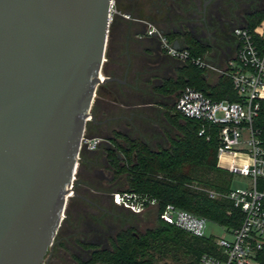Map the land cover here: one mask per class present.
<instances>
[{"label": "water", "instance_id": "obj_1", "mask_svg": "<svg viewBox=\"0 0 264 264\" xmlns=\"http://www.w3.org/2000/svg\"><path fill=\"white\" fill-rule=\"evenodd\" d=\"M113 3L0 0V264H44L54 244L98 91L120 81Z\"/></svg>", "mask_w": 264, "mask_h": 264}, {"label": "trees", "instance_id": "obj_2", "mask_svg": "<svg viewBox=\"0 0 264 264\" xmlns=\"http://www.w3.org/2000/svg\"><path fill=\"white\" fill-rule=\"evenodd\" d=\"M263 21L264 9L248 18V27L255 29ZM184 38L185 47L194 56L204 58L207 49L191 36ZM168 39L173 42L174 35H169ZM110 45L111 42L108 56L111 54ZM185 87H192L216 101H239L228 78L219 76L217 82L212 84L208 80L207 70L191 64H185L180 74L165 82L163 88L178 92L179 96ZM168 120L177 134L168 147L156 150L139 140L132 141L115 133L116 138L126 143L125 148L116 144L125 158V165L118 173L123 174L127 182V188L122 193L155 200L156 204L148 205L146 211H155L157 224L144 233L133 229L122 232L112 251L94 254V263L161 264L162 261L171 260L174 264H198L204 254L216 255L214 238L192 236L161 220L160 216L168 205L223 228L236 229L241 225L243 215L240 209L226 197L232 189L234 175L218 168L219 128L178 113L171 114ZM255 127L260 130L264 141V101L260 104ZM202 131L204 133L200 135ZM110 158L117 167V156L111 154ZM212 193L215 197L211 196ZM258 260L259 264H264V251Z\"/></svg>", "mask_w": 264, "mask_h": 264}, {"label": "built area", "instance_id": "obj_3", "mask_svg": "<svg viewBox=\"0 0 264 264\" xmlns=\"http://www.w3.org/2000/svg\"><path fill=\"white\" fill-rule=\"evenodd\" d=\"M114 14V3L111 19ZM264 24L255 29L248 26L234 29L235 53L224 67L203 57L194 56L184 45L178 47L160 31L153 33L166 55L179 63L225 76L231 81L239 101H216L202 92L185 87L175 110L185 118L199 120L219 128L218 168L232 175L247 178L248 188L231 189L227 194L243 220L236 229L224 228L226 235L214 238L217 254H204L198 264H259L264 251V141L255 127L260 104L264 101ZM152 34V32H149ZM91 119L89 118V122ZM204 131L200 133L202 135ZM101 140L83 137L82 149L93 151ZM215 197V194H211ZM115 202L135 214H142L155 200L135 194H115ZM161 220L198 238L205 235L207 219L168 205Z\"/></svg>", "mask_w": 264, "mask_h": 264}, {"label": "flooded vegetation", "instance_id": "obj_4", "mask_svg": "<svg viewBox=\"0 0 264 264\" xmlns=\"http://www.w3.org/2000/svg\"><path fill=\"white\" fill-rule=\"evenodd\" d=\"M233 1L235 0H119V6L124 11L121 18L125 20V25L117 38L118 41L115 37L112 38L110 48L116 47L118 51L120 50L121 56L115 54V57L122 60L117 63H110L107 60L109 67L116 70L114 77L120 80L109 83L116 89L118 97L128 96L125 93L135 86L137 74H142L151 68L149 65L145 68L141 64L143 43L140 40V33L146 31L145 35L163 52L160 41L153 33L154 30L159 31L158 28L161 26L163 31L160 32L167 38L177 31L182 33L185 39V36H191V28H215L225 21V11ZM260 9H264V0H259L252 15L261 11ZM227 21L228 25H232V22ZM236 28L238 27L232 28L230 37ZM135 61L139 62L138 69H135ZM109 76L112 77L110 73ZM112 94L114 92L109 91V95ZM117 100L118 98L115 102ZM92 115L94 120L90 121L91 124L99 129V132L110 129V134L99 138L101 142L95 150L83 149L63 220L56 235V244L64 249H58L57 253L56 249H50L44 264H53V262L54 264H99L94 263V254L112 251L122 232L131 229L137 232V228L126 226L125 218L112 209L113 203L117 205L114 192L122 194L124 176L118 173L125 165V158L120 148L126 147L124 140L116 138L115 133H120L132 141L138 139L127 136L116 129L117 127H112V123H117L121 119L115 117L102 119L95 116L93 110ZM116 144H119L120 148H117ZM111 154L117 156V167L116 162L110 158ZM89 237L95 238L88 240ZM70 241L73 244L71 246Z\"/></svg>", "mask_w": 264, "mask_h": 264}, {"label": "crops", "instance_id": "obj_5", "mask_svg": "<svg viewBox=\"0 0 264 264\" xmlns=\"http://www.w3.org/2000/svg\"><path fill=\"white\" fill-rule=\"evenodd\" d=\"M242 2L243 4L241 6H239V2L237 0L231 2L232 5L225 11V21L220 23L219 26L215 28H191V32L189 31L191 37L207 49L204 54V58L215 66L224 67L235 53L234 34L230 37L232 28L248 26V18L253 14L255 6H252L253 0H243ZM227 20L232 22V25H228L229 23ZM262 24H264V21ZM121 31H123V28L120 29V27H117V30L114 32L116 40L121 34ZM145 32L146 31L140 33V40L143 43L141 64H143L145 68L147 65L151 66V68L147 71L145 70L142 74H137L135 77V86L128 89L125 93L130 96V99H128L125 104H119L122 108H126V112L129 110L132 113H128V116L121 114L117 118L127 120L130 123L131 121H140L144 123L149 119L148 115L146 116V114L141 113L138 109L143 110L154 107L152 116L153 118L158 119L160 115L159 113H161V116H163L165 120L166 117L169 118L170 115L173 114L172 111L175 109L174 107L179 97L178 92L171 91V89L164 90L163 87L165 82L175 79L184 67L183 64L169 58L161 51V49H158L156 43L153 42L152 39L148 38L145 35ZM173 35V43H175V45L186 46L182 33L176 31ZM138 68L139 62L135 61V69ZM208 75L210 77H219V75L211 71H208ZM106 85L111 86L109 83ZM146 98H151L153 103L151 105H144L143 103L137 105L132 102H142L143 100H146ZM114 105L117 104L114 103ZM168 124L174 129L170 123ZM158 139L159 143L157 144L161 147H166L164 145V140H167L170 143V140L173 138L171 137L167 139L166 135L159 136ZM143 142L148 145L147 142Z\"/></svg>", "mask_w": 264, "mask_h": 264}, {"label": "rangeland", "instance_id": "obj_6", "mask_svg": "<svg viewBox=\"0 0 264 264\" xmlns=\"http://www.w3.org/2000/svg\"><path fill=\"white\" fill-rule=\"evenodd\" d=\"M230 1V0H228ZM239 2V6H241L243 4V0H237ZM259 0H253V7H257ZM114 14H113V20L110 26V35H109V42H108V47H107V51H106V58L108 61H110V63H117L119 61H121L120 59L115 57V54H120L121 56V52L120 50L118 51V49L115 47V49L110 48V52L112 54V56H108V48H109V43L111 42L112 38L114 36V32L117 30V27L123 28L124 24V19L121 18V14H124V11L121 10V7L119 6V0H114ZM141 17H144V15H141ZM264 26V25H263ZM159 31H163L162 27L160 26L158 28ZM122 32V31H121ZM118 40V39H117ZM119 44V43H118ZM114 51L112 52L111 51ZM163 53L166 55V53L163 51ZM110 57V60L109 58ZM106 62L105 66H104V73L106 76H109V73L112 75V77H114V75L116 74V70H114L113 68L109 67V62ZM217 77H210L208 75V80L210 83L214 84L217 82ZM168 82V81H167ZM109 91H113L114 94H112L111 96L109 95ZM118 98L117 102H115V99ZM130 99V96H124L122 98H119L118 95L116 94V89L114 87L111 86H107L104 85L102 86L97 94L96 97V102L93 106V112L95 113V116L100 117V118H110V117H119L121 114L122 115H127L128 113H132L129 110H127L126 112V108H122L120 105H122V103L125 104V102H127V100ZM116 103L117 105H114V103ZM134 102L133 104H137L140 105V103H143L144 105H151L153 103V100L151 98H146V100L141 101H132ZM132 105V104H131ZM126 106V105H125ZM139 111H141V113L146 114V116L148 115V120L145 121L144 123L140 122V121H134L131 123L127 120H120L117 123H112V127H117L116 129H118L119 131H121L122 133L126 134L127 136L131 137V138H135L138 139L139 141L143 142H147L150 148L156 150L158 147H161L159 144V136H166L167 135V139L169 138H174L175 135L177 134V131L173 128H171V126L168 124L169 120L166 117V120L163 118V116H161V113H159V119L158 118H153L152 113L154 111V107H150V108H146L143 110L138 109ZM173 114H175L176 112L173 110L172 111ZM90 123V124H89ZM119 125V126H117ZM88 131L85 132V136L86 138H101V137H105V136H109L110 134V129L108 131H105L103 129V132H99V129L95 128V126L93 124H91V122H88V126H87ZM144 143V142H143ZM169 144V142L167 140H164V145L167 147ZM83 151V149H82ZM82 151H81V155H82ZM79 169V168H78ZM122 176H124L122 174ZM124 179V183L122 184L121 188L123 192L126 188H127V182H126V178L125 176L123 177ZM249 186V181L247 178L235 175L233 177V181H232V189H238V188H248ZM114 194H116V192H114ZM113 212L115 213H119L120 215H122L125 218L126 221V226H131L133 228H137V232L140 233H144L147 229H151L154 228L157 224V217H156V213L154 210H149V211H145L142 214L139 215H135L133 214L130 210H127L126 208H124L123 206H117L113 203ZM111 235H113V232L111 233ZM205 235L207 237H216V238H222L226 235V232L224 230L223 227L212 223V222H208L207 223V228L205 231ZM79 238V236H77ZM77 237H75V239H77ZM95 237H89L88 240H93ZM56 240H57V236L54 240V244L52 246L51 249H56V253L58 251V249H64L63 247H59V245L56 244ZM69 245H73L72 241H70ZM174 264L173 261L168 260V261H162L161 264ZM52 264V263H51ZM54 264V262H53ZM60 264V263H59Z\"/></svg>", "mask_w": 264, "mask_h": 264}, {"label": "bare ground", "instance_id": "obj_7", "mask_svg": "<svg viewBox=\"0 0 264 264\" xmlns=\"http://www.w3.org/2000/svg\"><path fill=\"white\" fill-rule=\"evenodd\" d=\"M101 79H102V80H104V79H105L103 75L101 76Z\"/></svg>", "mask_w": 264, "mask_h": 264}]
</instances>
